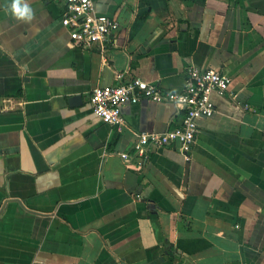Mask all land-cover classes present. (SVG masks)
I'll return each instance as SVG.
<instances>
[{"label": "crops", "instance_id": "crops-1", "mask_svg": "<svg viewBox=\"0 0 264 264\" xmlns=\"http://www.w3.org/2000/svg\"><path fill=\"white\" fill-rule=\"evenodd\" d=\"M0 0V264H264V0H94L120 23L75 43L64 0ZM232 78L179 144L135 154L140 132L182 124L173 102L103 121L92 89L134 77L182 90L187 68ZM128 152L125 159L122 153Z\"/></svg>", "mask_w": 264, "mask_h": 264}, {"label": "built area", "instance_id": "built-area-1", "mask_svg": "<svg viewBox=\"0 0 264 264\" xmlns=\"http://www.w3.org/2000/svg\"><path fill=\"white\" fill-rule=\"evenodd\" d=\"M61 17L71 39L80 46L90 48L93 44L106 46L120 27L117 19L98 13L94 0H64ZM232 78L216 68L189 66L182 90H167L141 77L122 80L117 85L95 86L91 92L93 112L103 121L121 128L126 124L123 104H136L143 99L155 102H173L185 112L182 124L164 132H140L133 144V152L143 155L150 148L169 147L179 144L180 150L189 158V152L199 131V120L211 117L217 111L213 94L230 92ZM125 159L128 152L122 153Z\"/></svg>", "mask_w": 264, "mask_h": 264}, {"label": "clouds", "instance_id": "clouds-1", "mask_svg": "<svg viewBox=\"0 0 264 264\" xmlns=\"http://www.w3.org/2000/svg\"><path fill=\"white\" fill-rule=\"evenodd\" d=\"M7 10L11 12L12 16L22 21L31 20L34 15L33 9L27 3V0H11Z\"/></svg>", "mask_w": 264, "mask_h": 264}]
</instances>
